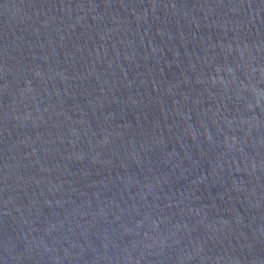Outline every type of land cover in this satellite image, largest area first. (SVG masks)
Masks as SVG:
<instances>
[{
	"label": "water",
	"instance_id": "water-1",
	"mask_svg": "<svg viewBox=\"0 0 264 264\" xmlns=\"http://www.w3.org/2000/svg\"><path fill=\"white\" fill-rule=\"evenodd\" d=\"M0 264H264V0H0Z\"/></svg>",
	"mask_w": 264,
	"mask_h": 264
}]
</instances>
